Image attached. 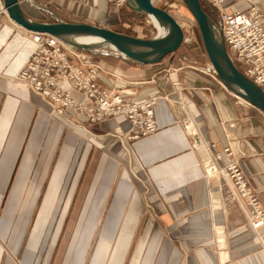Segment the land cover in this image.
<instances>
[{
  "label": "crops",
  "instance_id": "1",
  "mask_svg": "<svg viewBox=\"0 0 264 264\" xmlns=\"http://www.w3.org/2000/svg\"><path fill=\"white\" fill-rule=\"evenodd\" d=\"M38 5L67 23L117 25L111 0L20 3L32 19L52 23ZM225 6L264 13V0ZM2 9L0 0V240L13 255L23 249L22 264H264L242 211L225 209L217 179L204 177L212 153L184 130L192 124L203 144L228 149L221 164L236 161L264 210V114L222 87L195 40L184 35L157 65L96 57L102 88H134L126 101L157 97L158 131L127 144L126 154L114 138L128 131L125 118L90 125L70 110L58 117L15 81L35 45Z\"/></svg>",
  "mask_w": 264,
  "mask_h": 264
},
{
  "label": "built area",
  "instance_id": "2",
  "mask_svg": "<svg viewBox=\"0 0 264 264\" xmlns=\"http://www.w3.org/2000/svg\"><path fill=\"white\" fill-rule=\"evenodd\" d=\"M126 1L111 0L117 9L126 7ZM203 2L208 5L221 28L225 52L235 69L264 93V13L255 7L245 13L229 12L224 0ZM29 35L35 48L15 81L40 97L56 116L62 117L66 110H70L92 124L123 117L129 124L128 131L122 135L126 144L158 131L153 113L157 97H150L147 101H126L122 96L133 97L136 90L102 88L97 83L98 76L103 73L102 68L84 59L82 51L46 34ZM211 73L215 75L214 71ZM73 93L79 95L81 101H75L71 97ZM192 129V124L184 129L186 133L189 132L192 145L204 146L212 153L208 165L204 167L206 178L217 179L223 202L237 205L264 251V210L251 191L248 178L236 161L221 164L222 154L229 155L228 149L215 152V145L203 144L196 133L191 135Z\"/></svg>",
  "mask_w": 264,
  "mask_h": 264
},
{
  "label": "water",
  "instance_id": "3",
  "mask_svg": "<svg viewBox=\"0 0 264 264\" xmlns=\"http://www.w3.org/2000/svg\"><path fill=\"white\" fill-rule=\"evenodd\" d=\"M30 0H1L7 17L23 30L46 34L64 44L95 55H115L134 65H157L174 54L182 45L184 33L166 11L152 5L151 0H127L126 8L136 15L151 16L159 24L149 39L134 38L89 24L64 22L45 7L36 6L53 18L52 23L36 21L26 15L20 3ZM192 16L199 32L202 48L217 79L224 89L264 114V93L239 73L229 60L221 35V28L204 11L200 0H179ZM33 6V5H31ZM92 40V43H85ZM107 51V52H106Z\"/></svg>",
  "mask_w": 264,
  "mask_h": 264
},
{
  "label": "rangeland",
  "instance_id": "4",
  "mask_svg": "<svg viewBox=\"0 0 264 264\" xmlns=\"http://www.w3.org/2000/svg\"><path fill=\"white\" fill-rule=\"evenodd\" d=\"M200 3H201V6L204 8V10L207 11V14L216 23L217 22L216 18L214 17L213 13L210 11L208 5L205 2H203V0H200ZM153 5L159 9L166 11L170 16H172V18H174V20L180 25L184 35L187 37H191L193 40H195V42L197 44H199V47L202 48V45L200 43L199 34L197 31V26H196L192 16L189 14V12L185 8V6L179 0H156V1H154ZM251 7H255V6H251ZM255 8H257V7H255ZM117 17H118L117 21H116L117 25L114 26L115 30H112V31H115L119 34L121 33L123 35L131 36L134 38H138V37L139 38L140 37H150L151 38L156 34V29H154L151 26V23H150L149 18L147 16L136 15L134 13H131L126 7H123L121 9H118V16ZM109 30H111V29H109ZM145 30H146V32H145ZM144 34H146V36ZM83 53H84V55H90L93 64L99 65L101 68L103 67V65L100 63V60L96 59V57H101V55L88 54L86 52H83ZM121 90H123V89H121ZM116 91H119V90H116ZM149 98L150 97H147L143 100L147 101ZM88 124L93 125L92 123H88ZM89 133H91V131ZM114 138L116 139V141H118L119 144H121V148H122L123 153L125 151L127 154V150H128L126 148L127 144H126V141L123 140L122 136H115ZM207 157H209V156H207ZM207 157H204V158H207ZM204 177L206 178L205 174H204ZM107 184L108 183H106V182H104L102 184V187H101L99 193H103L105 191V186ZM219 185H220V183L217 181V187ZM251 191H252V189H251ZM252 192L255 194L254 191H252ZM255 196H256V194H255ZM223 204H224L225 209H228V207L231 205V203L229 205H227V203H225V202H223ZM35 218L36 217H34V221H35ZM244 218H245V222H247L245 216H244ZM30 230H32V229H30ZM88 234L89 233L87 232L85 237L83 238L84 242L87 244L89 242L88 240H89V236H90V235L88 236ZM86 237H88V238L86 239ZM38 238H39V236L37 237V239ZM84 242L81 244H84ZM0 247H1L2 253H3V264H5L6 261H10L11 264H22L23 249L20 251V253H18V255H13L11 253V251L8 249V247H6L1 240H0ZM83 247H84V245H83ZM79 254H80V252H78V255ZM77 257H79V256H77ZM42 262H40L39 264H43Z\"/></svg>",
  "mask_w": 264,
  "mask_h": 264
},
{
  "label": "bare ground",
  "instance_id": "5",
  "mask_svg": "<svg viewBox=\"0 0 264 264\" xmlns=\"http://www.w3.org/2000/svg\"><path fill=\"white\" fill-rule=\"evenodd\" d=\"M151 3H152V5H153V3H154V0H151ZM4 12H5V10H4ZM5 14H6V12H5ZM148 18H149V21H150V23H151V26L154 28V29H159V24H158V22L156 21V20H154V18H152L151 16H147ZM172 17V16H171ZM17 26V25H16ZM22 29V28H21ZM25 31V30H24ZM27 32V31H26ZM29 33H31V32H29ZM93 41L92 40H85V43H92ZM63 43V42H62ZM33 44V43H32ZM64 44V43H63ZM66 45V44H65ZM84 59H87L88 57H86V56H84L83 57ZM209 69L211 70V71H214L213 69H212V67L209 65ZM102 71H103V69H102ZM242 100V99H241ZM245 102V101H244ZM126 149V148H125ZM82 255H83V253L82 254H79L78 256H79V260H81L83 257H82Z\"/></svg>",
  "mask_w": 264,
  "mask_h": 264
},
{
  "label": "trees",
  "instance_id": "6",
  "mask_svg": "<svg viewBox=\"0 0 264 264\" xmlns=\"http://www.w3.org/2000/svg\"><path fill=\"white\" fill-rule=\"evenodd\" d=\"M204 9V8H203ZM205 11V10H204ZM206 12V11H205ZM207 13V12H206ZM198 31V30H197ZM121 34V33H120ZM198 34H199V32H198ZM199 38H200V36H199ZM200 43H201V40H200ZM202 45V44H201ZM204 51V50H203Z\"/></svg>",
  "mask_w": 264,
  "mask_h": 264
}]
</instances>
